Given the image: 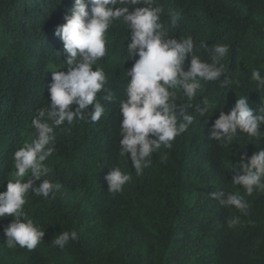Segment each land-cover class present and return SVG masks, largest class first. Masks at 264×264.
<instances>
[{
    "label": "trees",
    "instance_id": "1",
    "mask_svg": "<svg viewBox=\"0 0 264 264\" xmlns=\"http://www.w3.org/2000/svg\"><path fill=\"white\" fill-rule=\"evenodd\" d=\"M72 2L0 0V191L13 178L14 151L33 135L31 120L48 105L52 70L63 67L65 54L54 29L64 23ZM155 3L163 8L166 26L177 19L170 35L191 36L202 60H210L202 41L209 49L227 44L229 53L221 63L225 76L238 79L239 85L225 88L221 81H201L188 109L195 118L187 132L170 149L153 153L150 167L137 176L127 156L119 154V101L134 58L127 59L130 34L117 22L106 33V55L98 62L113 100H100L105 113L99 121L56 130L55 151L45 162L56 186L54 196L46 200L29 193L24 206L44 231L43 240L32 251L7 248L3 227L12 218H0V264H264V193L246 195L230 181L238 171L232 164L238 165L242 153L264 149V137L259 141L240 133L227 146L208 137L211 123L221 110L227 114L236 98L248 95L253 109L264 105V89L256 90L251 79L255 69L264 73V0ZM176 91L177 105L187 103ZM205 102L208 121L194 111ZM114 166L132 179L110 194L104 176ZM213 191L244 196L247 214L222 207L208 195ZM233 217L239 223L229 228L226 221ZM69 230L77 232L76 241L64 249L52 245L59 232Z\"/></svg>",
    "mask_w": 264,
    "mask_h": 264
},
{
    "label": "clouds",
    "instance_id": "2",
    "mask_svg": "<svg viewBox=\"0 0 264 264\" xmlns=\"http://www.w3.org/2000/svg\"><path fill=\"white\" fill-rule=\"evenodd\" d=\"M162 12L155 0H73L65 12L64 23L54 29L65 54L63 67L52 70L48 105L31 120L33 135L14 151L13 178L7 179L5 190L0 191V218H12L3 227L7 248L32 251L43 240L44 231L29 218L24 206L29 193L46 200L50 194L54 196L56 186L48 179L51 169L45 162L55 151L56 130H63L65 125L70 130L74 122L99 121L105 113L100 100H113L111 90L105 88L104 67L98 62L106 55V33L117 22L130 34L127 59L134 58L132 66L126 69L123 98L119 101V154L127 156L137 176L150 167L153 153L170 149L172 141L187 132L195 118L188 109L193 108L191 101L201 89V81H221L225 88L233 82L239 85L238 79L233 81L225 76L221 63L229 53L227 44H213L209 49L202 41L200 46L210 56V60H202L194 53L191 36L177 39L170 35L177 19L173 17L166 26L161 22ZM251 79L256 90L264 89V73L260 69L251 72ZM177 89L187 100L181 106L176 103ZM98 93H103L100 99ZM194 111L208 121L206 102L195 106ZM261 125H264V105L253 109L248 95L241 96L227 114L219 112L209 127L208 137L222 146L230 145L240 133L260 141L264 137ZM237 167L230 180L233 186L239 185L249 196L254 191L264 193V149L258 148L250 156L242 153L238 165L232 164L231 169ZM131 179L130 174L117 166L104 176L110 194L122 191ZM208 195L224 208L234 206L241 214L248 212L249 203L240 194L213 191ZM226 223L233 228L239 217ZM77 238L76 231H61L51 243L64 249Z\"/></svg>",
    "mask_w": 264,
    "mask_h": 264
}]
</instances>
